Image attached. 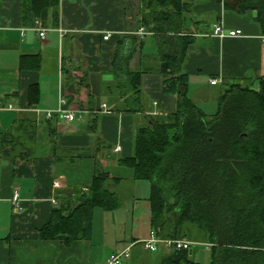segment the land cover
<instances>
[{"label": "crops", "instance_id": "1", "mask_svg": "<svg viewBox=\"0 0 264 264\" xmlns=\"http://www.w3.org/2000/svg\"><path fill=\"white\" fill-rule=\"evenodd\" d=\"M47 1L41 15L31 0H0V132L30 119L44 136L27 159L0 155V264H98L130 246L121 262L127 264L133 246L147 250L142 241L151 231V211L149 194L135 193L136 180L120 159L133 154L135 131L149 116L165 117L175 107L174 94L163 91L157 34L141 22L146 0ZM224 1L234 2L182 0V34L193 42L181 70L200 108L198 99L218 100L223 91L209 96L210 87L244 79L258 88L264 77V35L255 11L239 14ZM217 21L242 34L213 35ZM37 28L45 29L43 38ZM126 59L129 70L139 73V111L127 112L134 104L114 72V62ZM210 78L221 81L210 84ZM58 110L75 118L66 121ZM100 172L109 174L106 187L129 201L113 211L95 208L89 237L43 239L40 229L52 210L74 205L76 191L86 192Z\"/></svg>", "mask_w": 264, "mask_h": 264}, {"label": "trees", "instance_id": "2", "mask_svg": "<svg viewBox=\"0 0 264 264\" xmlns=\"http://www.w3.org/2000/svg\"><path fill=\"white\" fill-rule=\"evenodd\" d=\"M48 2L31 0L41 15ZM224 5L239 14L254 10L264 35V0ZM185 8L182 0L143 4L141 22L157 34L163 91L174 94L175 107L165 117L149 116L136 129L133 154L120 163L131 169L135 180L149 182L150 223L156 236L198 242L200 233L199 243L211 244L208 263L193 260L190 249L172 248L159 264H264V77L257 79L258 88L244 79L229 83L218 96L217 110L206 114L191 99L188 74L181 70L193 42L182 34ZM114 72L121 93L134 104L127 112L143 109L139 73L129 70L127 59L115 61ZM67 79L73 83L71 75ZM84 81L80 76L79 84ZM43 138L32 120L21 121L0 132V155L27 159L41 148ZM108 177L107 172L95 174L86 192L76 191L74 205L55 207L40 236L65 243L89 237L94 209L113 211L120 205L106 187Z\"/></svg>", "mask_w": 264, "mask_h": 264}, {"label": "built area", "instance_id": "3", "mask_svg": "<svg viewBox=\"0 0 264 264\" xmlns=\"http://www.w3.org/2000/svg\"><path fill=\"white\" fill-rule=\"evenodd\" d=\"M38 30V34L40 37H44L45 34V29L43 28H37ZM212 34L217 36V37H224V36H239L242 34V30L239 28H235V29H226L221 22L217 21L213 24V28H212ZM109 35L106 34L103 36V39H108ZM221 79L218 78H210L209 82L210 84H217L218 82H220ZM61 102H64L62 99L60 100ZM8 107H11L10 105ZM102 107L104 109H106V104H102ZM58 112H61L60 110H58ZM53 113L52 111H46V115L49 117L51 116ZM61 117L62 119L66 120V121H72L75 116L73 114V112L70 111H64L61 112ZM120 147L118 146L117 149H119ZM17 194L14 195L13 197V201L14 203L17 201ZM17 204V203H16ZM143 246L145 249L150 250V251H157L160 247H164L166 249H190L191 251V246L196 243L184 238H179V239H173V238H159L158 236L155 235V233L151 230L149 237L147 239H144L143 241ZM199 243V242H198ZM205 248H209L210 247V243L207 242H203L201 243ZM130 246L126 247L125 249H123L122 251L119 252H114L112 254H110L103 262L98 263V264H121L123 259H126L129 257L130 255Z\"/></svg>", "mask_w": 264, "mask_h": 264}, {"label": "rangeland", "instance_id": "4", "mask_svg": "<svg viewBox=\"0 0 264 264\" xmlns=\"http://www.w3.org/2000/svg\"><path fill=\"white\" fill-rule=\"evenodd\" d=\"M223 90V87L218 85L215 87H210L208 90V95H212L211 92H221ZM197 100V99H196ZM198 104L201 106V109L206 113V114H213L217 110V100L216 99H205L203 101H200L199 99L197 100ZM135 193L138 196H147L149 194L150 186L149 182L147 180H136V186H135ZM129 197L124 196L120 199V201H124L127 203L129 201ZM129 205V203H128ZM96 210V223L98 224V215ZM203 234L198 233L197 237L195 238L196 241L202 242L203 241ZM194 243L191 246V258L193 260L203 262V263H208L210 260V251L209 249L205 248L201 243ZM140 248L138 245L133 246L131 249V258L130 261H127L125 263L127 264H159L161 258L166 255V253L169 251H164L161 249V247L157 251H150V250H138ZM166 249V248H165ZM140 252L139 254H137Z\"/></svg>", "mask_w": 264, "mask_h": 264}]
</instances>
